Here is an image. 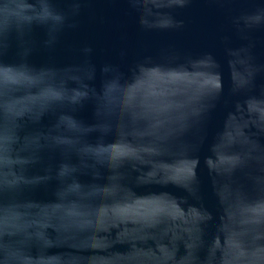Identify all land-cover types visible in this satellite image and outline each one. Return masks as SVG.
<instances>
[{"label":"water","instance_id":"obj_1","mask_svg":"<svg viewBox=\"0 0 264 264\" xmlns=\"http://www.w3.org/2000/svg\"><path fill=\"white\" fill-rule=\"evenodd\" d=\"M0 264H264V0H0Z\"/></svg>","mask_w":264,"mask_h":264}]
</instances>
